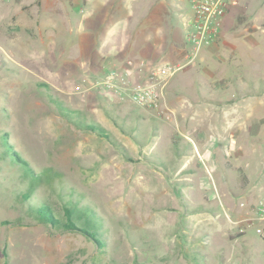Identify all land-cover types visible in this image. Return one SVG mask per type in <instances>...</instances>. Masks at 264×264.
<instances>
[{"label": "rangeland", "instance_id": "rangeland-1", "mask_svg": "<svg viewBox=\"0 0 264 264\" xmlns=\"http://www.w3.org/2000/svg\"><path fill=\"white\" fill-rule=\"evenodd\" d=\"M169 1L175 4V34L168 63L191 69L165 82L167 96L185 91L193 98L226 100L240 91L232 76L249 91H264V0H236L220 20L222 31L229 35L233 25L240 29L246 21L248 30L234 36L233 50L222 45L217 53L200 51L202 60L185 58L182 49L190 0ZM110 2L115 1L0 0V264H264L260 201L246 213V197L231 200L220 184L201 188L195 178L185 180V127L192 120L170 98L150 106L131 101V89L144 85L138 68L148 75L165 64L151 57L166 42L142 40L146 0H117L108 14ZM248 33L258 34L257 45L247 44ZM107 55L112 62L131 55L130 62L114 65ZM200 66L210 73H196ZM4 132L33 166L55 170L57 187V181L74 187L94 204L103 220L104 247L79 232L35 223L12 203L17 173L1 159ZM230 185L224 186L232 190ZM33 196L62 211L47 183Z\"/></svg>", "mask_w": 264, "mask_h": 264}, {"label": "crops", "instance_id": "crops-1", "mask_svg": "<svg viewBox=\"0 0 264 264\" xmlns=\"http://www.w3.org/2000/svg\"><path fill=\"white\" fill-rule=\"evenodd\" d=\"M113 1L115 2H110L106 8L108 14L114 11L117 0ZM125 1L130 2L131 0H120V4H124ZM174 7L175 4H172L169 0H146L143 4L145 11L140 18H145V20L144 22L140 20L139 24L141 28L143 25H146L147 31L142 40L152 41L154 44L166 42L164 47L161 46L159 50L157 49V52L151 57L155 62H170L171 50L169 41L174 38L175 34L171 19L172 14H174ZM95 9L99 10L100 5L98 4ZM85 10L89 17L93 15V12L88 8V4ZM116 15L118 14L116 13ZM119 20L118 18L117 24ZM188 20L189 17L185 16L183 18V25L185 27ZM247 24H249L248 21L244 22L242 26H248ZM246 26L239 29L233 25L232 32L229 35H226L221 27L222 32L216 43L211 46H202L194 50V52H189L191 53L190 59L198 57L202 60L205 56H200V51L217 53L220 51L222 45L229 46L233 50L234 45L232 40L234 36L240 35L239 32L246 33L248 30ZM99 31L101 32V30ZM257 36L258 34L256 33H248L246 35L247 38H245L247 44L249 46L257 45ZM139 55L142 56L140 53ZM107 56V62L111 61L112 58L109 55ZM129 56L131 55L124 57L125 59L127 58L128 63L130 62ZM134 57L130 60L133 61ZM187 57L188 54L185 55V58ZM230 57L228 58L230 59ZM124 58L111 62L114 65H127L125 63L127 61ZM143 60L142 57L139 63L142 64ZM199 64H201L200 60ZM189 65L185 63L177 72L188 71L191 69ZM198 68L196 69V73H199L201 69H206V66ZM138 69L140 70L138 79L140 77L141 81H147L148 72L142 70L141 67ZM206 72L210 73L207 69ZM175 74L172 76V80ZM252 78V76H249L248 80L254 85ZM232 81L240 91L235 94H229L226 100H219L216 99L218 97L213 96L211 99L203 96L199 98L194 96L193 98L185 91L179 93L175 99H172L167 96L165 89L166 83L168 84L169 82H159V101L164 102L163 100L168 98L175 100L181 116H184V119L189 117L192 120L191 126L185 127L188 133L185 134L184 138L188 142L189 146H187V150L189 152L185 154L183 160L182 170L183 172L187 171L183 178L187 181L195 178L197 184L201 185V188L210 186L211 182H213L214 186L220 184L223 186L221 190L222 195L230 196L231 200L246 197V200L249 202L245 212L248 213L250 208L253 209L254 201L264 200V91H257L258 88L257 90L249 91V88H246L244 85V81L242 79L240 81L236 76H232ZM227 88H229L228 84ZM166 109L173 111L174 108L166 107ZM225 184H231L232 190L230 188H227V190L224 186ZM202 197L204 200L211 199L207 198L206 195ZM250 199H252L251 202ZM200 213L201 216H206L207 214L205 210Z\"/></svg>", "mask_w": 264, "mask_h": 264}, {"label": "trees", "instance_id": "trees-1", "mask_svg": "<svg viewBox=\"0 0 264 264\" xmlns=\"http://www.w3.org/2000/svg\"><path fill=\"white\" fill-rule=\"evenodd\" d=\"M40 86L48 89V84L42 83ZM48 94L51 95L50 91ZM62 113L69 117L67 112L62 111ZM74 113L76 117H79V112L75 110ZM83 123L96 134L111 140L100 126L85 121ZM1 139V159L5 161V164H10L17 173V190L12 191L14 193L12 203L23 207L25 216L35 223L60 231L79 232L93 240L99 248L104 247L106 242L103 238L101 239L103 220L97 214L94 204L85 200V194L76 191L74 187L64 188L58 181L57 187L55 184L58 176L52 167L36 168L15 149L13 142L8 140L9 135L6 132L1 133ZM113 143L120 145L115 141ZM42 183H47L51 190L59 196L61 212L55 210L45 199L33 196L35 188Z\"/></svg>", "mask_w": 264, "mask_h": 264}, {"label": "built area", "instance_id": "built-area-1", "mask_svg": "<svg viewBox=\"0 0 264 264\" xmlns=\"http://www.w3.org/2000/svg\"><path fill=\"white\" fill-rule=\"evenodd\" d=\"M236 0H190L192 16L186 23L183 51L190 58L194 50L214 44L221 34V19ZM191 60V59H190ZM180 64L165 63L148 74L144 85H138L130 91V99L139 106H150L159 100L158 83H165L180 68ZM116 76V75H115ZM114 78V77H113ZM109 81V80H108ZM111 81V80H110ZM124 82V77H120ZM263 225L260 236L264 240V201L257 208Z\"/></svg>", "mask_w": 264, "mask_h": 264}]
</instances>
